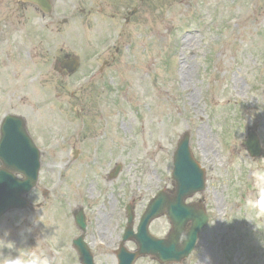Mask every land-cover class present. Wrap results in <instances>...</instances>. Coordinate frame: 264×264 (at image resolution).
<instances>
[{"label": "rangeland", "instance_id": "374dc122", "mask_svg": "<svg viewBox=\"0 0 264 264\" xmlns=\"http://www.w3.org/2000/svg\"><path fill=\"white\" fill-rule=\"evenodd\" d=\"M10 5L12 39L25 50L9 67L12 78L0 69V114L15 99L43 153L29 208L0 219V236L8 231L14 244L0 248V264L31 252L49 264H80L79 207L96 263L115 264L108 244L122 229L116 211L125 228L127 202L138 219L173 187V155L186 131L206 170V189L189 201L205 199L211 220L185 264H264V155L250 156L244 143L250 128L264 152V0H56L53 15L69 23L48 30L35 7ZM62 46L80 58L79 70H60ZM150 230L166 236L169 219Z\"/></svg>", "mask_w": 264, "mask_h": 264}, {"label": "water", "instance_id": "95a60500", "mask_svg": "<svg viewBox=\"0 0 264 264\" xmlns=\"http://www.w3.org/2000/svg\"><path fill=\"white\" fill-rule=\"evenodd\" d=\"M41 6L42 0H31ZM9 137L8 132H5ZM29 143L32 142L29 140ZM188 135L179 144L177 157L175 159L176 174L179 180L185 184L187 188L192 182L196 180L197 175L196 166L193 163L191 153L189 151ZM248 151L251 156H261L262 148L259 140L254 133H249L248 140L245 141ZM34 146V144H33ZM35 147V146H34ZM33 147V148H34ZM0 217L12 209H23L27 207L28 200L25 197L28 191L36 185L38 172L40 168V152L35 147L34 150L27 149L26 151H11L6 145V141L0 142ZM16 172L25 175V178H18ZM201 178V175H200ZM163 195V196H162ZM186 195V194H185ZM184 195V196H185ZM182 198L178 193L177 197L168 199L164 194H159L157 199L153 200L145 212L142 221L138 228V233L135 238L139 244V250L133 254H127L121 259L120 264H133L134 260L139 255L150 254L155 255L161 262L180 261L188 256L195 246L198 233L206 224L207 219L195 220L196 225L192 230L185 232V225L187 221L194 217L187 206H182ZM166 213L174 223V231L170 234L171 239H158L150 235L148 227L150 222L162 214ZM132 215L130 214V221ZM183 235V242H179V238ZM169 236V237H170ZM174 240L175 245L170 242ZM79 250L86 254L88 264H94L92 257L89 255L86 247L79 242ZM85 258L84 261L86 262ZM87 263V262H86Z\"/></svg>", "mask_w": 264, "mask_h": 264}, {"label": "flooded vegetation", "instance_id": "af4514ba", "mask_svg": "<svg viewBox=\"0 0 264 264\" xmlns=\"http://www.w3.org/2000/svg\"><path fill=\"white\" fill-rule=\"evenodd\" d=\"M14 3H17L18 1H22V0H12ZM52 4H53V8L55 9V1L56 0H51ZM144 2V1H142ZM25 3V2H24ZM27 3V2H26ZM8 4H10V2H8ZM30 7H32V4H29ZM120 6V5H119ZM122 7L120 6V9ZM24 9H26V7H24ZM138 10V8H137ZM9 11L11 14H15V7L10 8L9 6ZM86 11V10H85ZM102 9H100L98 12L101 13ZM123 11V10H122ZM90 14L92 13V11L89 9ZM42 14V18L44 19V25L48 30L49 24H57L59 25V20H48L49 18L51 19H55V15H48L44 12H41ZM111 15V18L113 19L114 16L117 17L118 13H109ZM126 14H128V11L126 12ZM122 15V14H120ZM126 20H128V17L125 18ZM67 23V22H65ZM14 21H9V20H3L2 23H0V55L4 56L6 58V61H11L13 59V51H14V45H13V40H12V30H13V25ZM21 25H26L25 22H21ZM4 60V62H6ZM107 231L108 232V228L102 226L101 227V231ZM119 238V234L116 238V240L112 241L111 243V247L114 248V250L110 251V254L113 253L116 249V246L118 244L115 245L117 239ZM115 245V246H114ZM116 252H114L115 254ZM95 257V255H94ZM106 260V259H105Z\"/></svg>", "mask_w": 264, "mask_h": 264}, {"label": "clouds", "instance_id": "9594fccd", "mask_svg": "<svg viewBox=\"0 0 264 264\" xmlns=\"http://www.w3.org/2000/svg\"><path fill=\"white\" fill-rule=\"evenodd\" d=\"M8 235L9 232L5 231L4 234L0 236V248L7 247L11 249L14 247L13 242L6 239ZM183 239L184 237L182 235L179 239V242L182 243ZM8 257L9 258L4 261V264H49L48 259L42 253L37 252L28 253L26 257H22L20 254L17 256L8 255Z\"/></svg>", "mask_w": 264, "mask_h": 264}, {"label": "bare ground", "instance_id": "6f19581e", "mask_svg": "<svg viewBox=\"0 0 264 264\" xmlns=\"http://www.w3.org/2000/svg\"><path fill=\"white\" fill-rule=\"evenodd\" d=\"M189 41L188 40H186V42L185 43H188Z\"/></svg>", "mask_w": 264, "mask_h": 264}]
</instances>
